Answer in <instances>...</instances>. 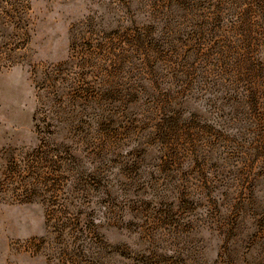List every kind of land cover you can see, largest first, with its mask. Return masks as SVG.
I'll return each instance as SVG.
<instances>
[{
  "label": "rangeland",
  "instance_id": "rangeland-1",
  "mask_svg": "<svg viewBox=\"0 0 264 264\" xmlns=\"http://www.w3.org/2000/svg\"><path fill=\"white\" fill-rule=\"evenodd\" d=\"M0 264H264V0H0Z\"/></svg>",
  "mask_w": 264,
  "mask_h": 264
}]
</instances>
